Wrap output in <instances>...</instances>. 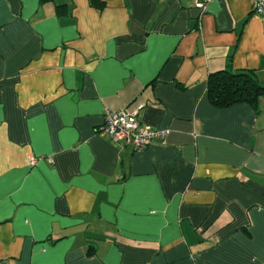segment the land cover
I'll return each instance as SVG.
<instances>
[{
	"label": "crops",
	"instance_id": "obj_1",
	"mask_svg": "<svg viewBox=\"0 0 264 264\" xmlns=\"http://www.w3.org/2000/svg\"><path fill=\"white\" fill-rule=\"evenodd\" d=\"M194 2L0 0V264H264V93L207 94L264 86V16ZM139 104L162 141L97 133Z\"/></svg>",
	"mask_w": 264,
	"mask_h": 264
},
{
	"label": "built area",
	"instance_id": "obj_2",
	"mask_svg": "<svg viewBox=\"0 0 264 264\" xmlns=\"http://www.w3.org/2000/svg\"><path fill=\"white\" fill-rule=\"evenodd\" d=\"M211 1L213 0H195L194 6L203 12ZM251 3L253 12L264 16V0H251ZM143 106L144 104H139L133 110L124 108L117 111L106 108L103 113V121L97 127V133L122 146L130 145L136 151L145 149L156 140L162 141L167 133L166 130L155 129L139 123L137 114ZM40 159L30 155L28 163L33 166ZM48 161L51 162V159L49 158Z\"/></svg>",
	"mask_w": 264,
	"mask_h": 264
},
{
	"label": "trees",
	"instance_id": "obj_3",
	"mask_svg": "<svg viewBox=\"0 0 264 264\" xmlns=\"http://www.w3.org/2000/svg\"><path fill=\"white\" fill-rule=\"evenodd\" d=\"M96 4L97 0H90ZM264 93V86L260 85L254 76V71L231 68L210 75L207 94L214 107H227L238 103H248L255 107L257 98Z\"/></svg>",
	"mask_w": 264,
	"mask_h": 264
}]
</instances>
